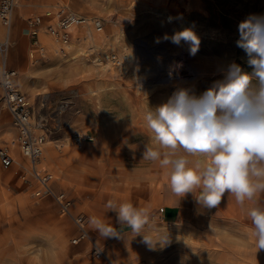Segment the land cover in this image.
<instances>
[{"label":"rangeland","instance_id":"374dc122","mask_svg":"<svg viewBox=\"0 0 264 264\" xmlns=\"http://www.w3.org/2000/svg\"><path fill=\"white\" fill-rule=\"evenodd\" d=\"M39 3L44 7L19 5V21L14 19L18 7L14 8L5 59L17 69V85L37 111L42 101L50 107L69 99L57 121H47L50 132L41 165L54 174L53 189L69 194L73 213L85 216L91 238L115 264H264V249L256 250L251 220L234 196L226 193L213 209L200 207L191 193L179 200L170 192L168 170L142 160L145 145L151 144L143 120L148 108L165 103L179 87L199 96L223 78L219 69L229 63L252 71L246 53L236 45L238 24L249 14H264V0ZM52 4L64 12L101 18L103 30L77 31L67 57L55 54L54 41L43 34L48 52L33 59L25 18L35 13L33 9L42 13ZM185 28L200 38L195 56L183 42L182 47L170 41L155 43L157 37ZM6 32L0 25L1 39ZM111 51L122 57L123 65H98L96 59L105 60ZM74 132L87 136L80 149L68 140ZM15 137L0 100V145ZM55 139L64 142L61 149L54 147ZM19 160L27 162L20 154ZM34 187L18 178L15 167L0 164V264H100L88 241H71L78 232L72 218L60 216L53 196L34 195ZM109 200L152 209L172 242L150 250L142 236L133 238L130 228L118 224L115 212H107ZM167 212L173 214L171 219ZM93 218L116 227L123 238L101 237L90 222Z\"/></svg>","mask_w":264,"mask_h":264},{"label":"clouds","instance_id":"9594fccd","mask_svg":"<svg viewBox=\"0 0 264 264\" xmlns=\"http://www.w3.org/2000/svg\"><path fill=\"white\" fill-rule=\"evenodd\" d=\"M238 32L236 45L246 53L252 71L229 63L219 69L223 78L199 96L179 87L165 103L148 108L143 120L151 144L145 145L142 160L168 170L170 192L179 200L191 193L200 207L213 209L226 193L234 196L251 220L258 251L264 249V14L246 16ZM162 41L188 45L191 56L201 42L192 28L165 33L155 43ZM105 207L116 213L119 225L131 229L133 238L142 236L150 250L172 242L152 209L113 200ZM90 222L103 238H123L100 219Z\"/></svg>","mask_w":264,"mask_h":264},{"label":"built area","instance_id":"2783aa9c","mask_svg":"<svg viewBox=\"0 0 264 264\" xmlns=\"http://www.w3.org/2000/svg\"><path fill=\"white\" fill-rule=\"evenodd\" d=\"M18 0H0V25L7 29L6 35L0 38V100L8 111L11 125L16 130V137L5 144L0 145V164L4 168L15 167V173L24 183L35 184L33 194L39 197L53 196L58 206L60 216L70 217L74 221L78 232L71 239L75 244L88 241L92 255L100 264H115L106 254L103 246L95 241L88 233L86 218L82 213H73L72 199L65 190L55 191L52 187L54 174L41 165L45 146L48 142V119L56 122L69 103V99L62 98L47 106L44 101L40 110H36L27 95L23 93L16 82L18 72L6 63V53L11 45L9 28L12 22V14ZM104 22L99 17H90L72 11L64 12L59 5L50 6L42 13H35L25 18V30L30 38L29 56L33 59L43 58L47 54V48L42 42L41 36L48 35L55 43L53 52L67 57L69 48L77 31L101 32ZM98 65L119 67L123 64L122 57L111 51L96 59ZM44 108V109H43ZM42 110V112H40ZM87 136L82 132H74L68 137L70 143L80 149ZM67 140V139H66ZM54 147L61 149L64 142L60 139L52 140ZM19 154L26 159V163L19 160ZM164 208H160L162 213Z\"/></svg>","mask_w":264,"mask_h":264},{"label":"crops","instance_id":"0c3cea01","mask_svg":"<svg viewBox=\"0 0 264 264\" xmlns=\"http://www.w3.org/2000/svg\"><path fill=\"white\" fill-rule=\"evenodd\" d=\"M43 0H20V4H19V0H18V8L16 9L15 13H14V19L18 20L19 21V5L21 7H24V8H35V7H44V5H41L39 2H41ZM55 5H58V4H52V5H46L45 8H48L50 6H55ZM33 11H35V13H38L36 12V10L33 9ZM33 13V14H35ZM10 64H11V61H10ZM9 67L13 68V69H16L15 67H12L10 65H8ZM17 70V69H16ZM167 218L171 219L172 217V213L170 212H167ZM177 215V214H176ZM88 230V229H87Z\"/></svg>","mask_w":264,"mask_h":264},{"label":"bare ground","instance_id":"6f19581e","mask_svg":"<svg viewBox=\"0 0 264 264\" xmlns=\"http://www.w3.org/2000/svg\"><path fill=\"white\" fill-rule=\"evenodd\" d=\"M122 65H123V64H122ZM122 65H121V66H122Z\"/></svg>","mask_w":264,"mask_h":264}]
</instances>
